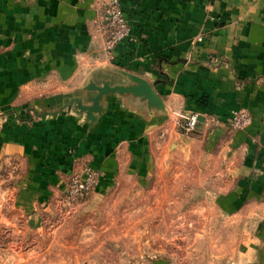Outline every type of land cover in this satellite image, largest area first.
<instances>
[{
	"label": "crops",
	"instance_id": "1",
	"mask_svg": "<svg viewBox=\"0 0 264 264\" xmlns=\"http://www.w3.org/2000/svg\"><path fill=\"white\" fill-rule=\"evenodd\" d=\"M102 2L0 0V166H16L8 184L28 228L53 218L50 198L80 165L103 173L92 198L174 175L179 189L208 190L218 214L254 220L232 264H264V0H121L133 40L111 61ZM123 73L162 109L110 93L89 120L75 100L89 106L90 84L126 85ZM238 109L252 117L242 131L226 123ZM187 111L200 115L191 137L177 126Z\"/></svg>",
	"mask_w": 264,
	"mask_h": 264
},
{
	"label": "rangeland",
	"instance_id": "2",
	"mask_svg": "<svg viewBox=\"0 0 264 264\" xmlns=\"http://www.w3.org/2000/svg\"><path fill=\"white\" fill-rule=\"evenodd\" d=\"M109 3L103 0L95 24L111 61L116 47L107 50L104 21ZM85 168L100 176L88 195L72 201L71 177L83 180ZM14 170L16 166H0V264H232L244 229L250 231L255 224L253 220L244 226L218 214L208 190L179 189L174 175L164 187L124 184L92 198L103 173L80 165L50 198L46 208L53 218L38 230L29 229L15 200L17 191L9 188Z\"/></svg>",
	"mask_w": 264,
	"mask_h": 264
},
{
	"label": "built area",
	"instance_id": "3",
	"mask_svg": "<svg viewBox=\"0 0 264 264\" xmlns=\"http://www.w3.org/2000/svg\"><path fill=\"white\" fill-rule=\"evenodd\" d=\"M105 25L108 31V37L106 47L108 51H113L119 44L131 41L132 29L126 18L124 17V11L121 5V0H110L109 5L105 9L104 15ZM179 129L181 134L185 137H189L194 134L196 127L199 124L200 115L196 112H189L178 115ZM214 125L218 124V121L210 120ZM252 117L245 109H238L231 113L230 118L226 121L229 128L235 131L245 130L250 126ZM84 178L79 180L75 175L71 177V183L68 189V198L75 200L88 195L93 187L96 185L100 176V172L85 168L83 170Z\"/></svg>",
	"mask_w": 264,
	"mask_h": 264
},
{
	"label": "water",
	"instance_id": "4",
	"mask_svg": "<svg viewBox=\"0 0 264 264\" xmlns=\"http://www.w3.org/2000/svg\"><path fill=\"white\" fill-rule=\"evenodd\" d=\"M127 79L126 85L110 86L108 82H104L101 86L90 84L88 90L95 93L94 97L88 98L89 106L81 104L80 100H75L77 107L81 112L86 113L89 120L94 119V115L100 111L99 101L102 96L117 93V94H132L135 97L143 99L150 108L157 110L162 109L161 101L158 95L153 91L152 87L142 78L123 73Z\"/></svg>",
	"mask_w": 264,
	"mask_h": 264
}]
</instances>
